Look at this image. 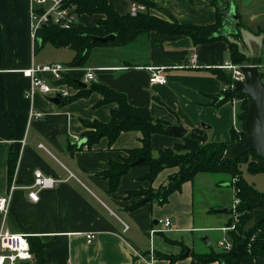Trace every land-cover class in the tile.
Wrapping results in <instances>:
<instances>
[{"label":"crops","instance_id":"1","mask_svg":"<svg viewBox=\"0 0 264 264\" xmlns=\"http://www.w3.org/2000/svg\"><path fill=\"white\" fill-rule=\"evenodd\" d=\"M108 1L119 14H126L134 0ZM151 1L186 25L214 23L217 6H223L227 14L233 11L247 26L240 42L246 57L250 46L259 45V55L248 57L245 64L258 57L261 63L256 64H264V0ZM255 5H261V20L245 15L247 7ZM30 8L31 0H0L3 38L0 39V196L5 195L11 181L17 186L6 216L0 213V228L39 238L46 244L43 252L47 264H147L149 260L153 264H192V260L195 264H222L219 260L198 263L194 255L209 253L215 250L213 243L217 245L222 238H228V231L222 228L229 221L228 209L233 200L229 179L216 183L207 173H199L171 192L165 203L142 200L138 206L129 208L132 201L143 197V194L129 197V192L156 189L176 171L165 168L149 181L145 178L148 166L134 164L119 178L115 190L109 191V182L101 173L111 162L126 158L129 149L139 148L141 133L121 132L112 144L102 137L92 146L76 149L69 146L82 141L86 130L83 121L108 122L116 104L101 103L102 95L97 91L64 101L77 91L65 85L69 95L60 96L58 104L51 101L55 97L52 95L36 92L32 98L26 96L30 79L23 75L24 69L50 63L68 65L74 55L69 47L53 45L67 52L53 62L36 55ZM149 13L169 19L154 9ZM74 16L81 25L93 26L95 19L103 15ZM234 24L228 18L225 32ZM181 38L185 37L151 31L125 46H95L84 66L69 65L93 68L90 83L122 93L129 104L146 107L154 119L167 122L168 126L181 124L185 128L182 136L153 133L150 137L153 156L158 149L182 143L184 136L199 143L227 142L232 130L242 131L238 119L241 100L233 97L216 103L227 84L213 69L229 75L224 65L233 63L227 41L217 39L197 45L190 42V47L171 45ZM191 53L196 54L194 65L189 62ZM151 67L164 69L166 83H150ZM263 69L258 67L259 71ZM41 75L49 85L54 84L50 73ZM30 110L40 112L41 116L30 119ZM11 151L17 154V160L9 178L7 157ZM36 170L58 181L53 188L40 190L39 199L34 202L28 198L26 187L32 185ZM195 184H199L201 191L197 205ZM206 184L209 192L214 190L213 185L218 187L215 196L205 194ZM223 208L227 211L220 212ZM166 219L171 221L169 226L164 225ZM87 233L94 235L90 243L86 240ZM186 249L188 255L182 256ZM240 263L264 264V256H246Z\"/></svg>","mask_w":264,"mask_h":264},{"label":"trees","instance_id":"2","mask_svg":"<svg viewBox=\"0 0 264 264\" xmlns=\"http://www.w3.org/2000/svg\"><path fill=\"white\" fill-rule=\"evenodd\" d=\"M145 6L144 11H139L136 15L119 14L108 0H65L64 6L69 13L79 15L86 13L90 15H103L95 19L93 26H83L77 21L70 23L67 27H61L57 24L47 23L40 26L34 36V49L42 48L45 44H51L54 47H69L74 55L68 65L84 66L89 58L90 51L98 45L106 46H125L136 40L138 36L144 33L155 31L167 36H178L188 38L192 45L205 43L217 39H224L229 46L230 61L233 63H245L248 57L241 50L243 32L247 26L238 20L235 21L233 28L226 33L225 23L228 21V14L224 7L217 6L216 21L212 24L204 25H186L175 21L163 9L158 7L151 0H135ZM154 9L169 19L149 13ZM113 33L112 40L106 42L95 41L92 36H105ZM264 38V37H263ZM0 39L3 41L1 31ZM255 63L260 64V57L255 59ZM214 73L226 84L231 82L230 74H225L221 69H213ZM260 78L264 83V69L259 71ZM81 74L66 73L55 84L71 86L77 91L73 95L64 99L68 101L80 96H84L91 91H97L102 95L101 103H115L112 108L110 120L108 122L83 121L86 130L83 132V142L69 144L72 148L82 146H92L100 138L107 137L109 144H112L117 136L124 131H139L141 133V146L139 148L129 149L128 156L119 162H111L109 168L101 174L109 182V191H114L119 178L124 175L133 162L143 157L144 160L135 163V165H147L149 170L146 179L152 181L155 176L165 168H176V171L169 174L165 183L156 189L149 188L129 192V197L136 194H143L139 200H134L129 208L138 206L142 200H155L159 204L167 201L168 195L180 189L185 181H191L199 173H227L231 178H236L235 183H229L238 188L237 196L239 202L236 205L235 212L238 214V222L234 229L227 232L231 243L229 250L214 251L209 253L194 255L198 263L219 260L224 264H241L240 261L246 256H264V221L258 225L245 228L247 221L261 210L257 206L258 198L264 199V189L257 190L252 184L248 183L242 176L240 166L244 164L245 170L249 173L264 174V159L259 157L256 152L249 151L236 160H225L223 153L226 148L234 144L240 138L246 135L243 125L246 118L247 103L250 98L247 94L239 90L228 88L223 91L216 103L236 97L241 100V110L238 119L242 123L241 133L231 131L229 141H218L199 143L188 137H183L182 143H177L172 148H162L157 150V155H152L150 137L153 133H169L166 128L167 122L154 119L146 107H138L129 104L125 96L105 85L83 83ZM170 134V133H169ZM17 154L9 152L7 157V172L10 178L13 174ZM230 215L233 211L228 209ZM233 220V217H230ZM231 221L227 222L230 225ZM32 260L23 264H47L44 258V248L46 246L39 238L28 237Z\"/></svg>","mask_w":264,"mask_h":264},{"label":"built area","instance_id":"3","mask_svg":"<svg viewBox=\"0 0 264 264\" xmlns=\"http://www.w3.org/2000/svg\"><path fill=\"white\" fill-rule=\"evenodd\" d=\"M65 0H31L30 16L32 22V36L34 38L36 30L47 23L57 24L61 27H67L70 23L75 22L76 18L74 14L69 13L68 9L63 5ZM145 6L141 3L131 1L129 3V13L131 15H136L139 11H144ZM196 61V54L191 53L189 56V62L194 65ZM250 63H226L224 68L230 71L232 81L225 86V90L232 88L234 81L245 80L244 68ZM259 68H264V64L257 65ZM150 70V83H166V76L164 69L162 67H151ZM93 68L88 67H71L62 63H50L47 65H32L31 67L23 70V75L30 79V85L26 89V96L32 98L36 92L43 95H52L56 97L57 95L65 97L69 95V90L62 84H55L62 76L66 73H79L82 78L81 81L86 83L93 80L94 72ZM50 73L52 76L53 85H49L45 79L42 77L41 73ZM41 113L35 110H30V119L38 118ZM75 141H78L75 139ZM43 147L42 145H40ZM57 179L44 175L40 170L34 171V179L32 185L26 187L28 189L27 195L31 201L36 202L39 199V191L42 189L53 188L57 183ZM236 178H233V183ZM233 200H232V216L233 223L222 228L223 231H228L234 229L236 223L238 222L237 213L235 212L236 205L239 202L237 196L238 188L232 185ZM17 188L14 182H10L7 192L5 195L0 196V213L3 217L6 216L11 200L12 193ZM236 222V223H234ZM171 224L170 219L164 221L165 226ZM126 228V226H125ZM153 231V230H152ZM94 235L93 233L86 234L87 242H91ZM217 245L222 250H229L231 248V243L228 238H222ZM32 260V253L30 251V246L28 242V237L22 233H13L0 228V264H23L24 262ZM147 264H153L152 260H149Z\"/></svg>","mask_w":264,"mask_h":264},{"label":"water","instance_id":"4","mask_svg":"<svg viewBox=\"0 0 264 264\" xmlns=\"http://www.w3.org/2000/svg\"><path fill=\"white\" fill-rule=\"evenodd\" d=\"M228 18L237 21L238 17L230 11L228 13ZM114 34H107L105 36H92L95 41L106 42L114 38ZM174 47H190V41L188 38H181L171 43ZM259 45L258 43L254 46H250V54L248 57H254L259 55ZM245 80L234 81L232 89L239 90L247 94L250 101L247 103L246 118L244 121V131L246 135L236 141L234 144L225 149L223 153V158L225 160H236L243 156L249 151H254L256 154L264 159V83L260 78L258 66L253 59L250 60V64L244 68ZM55 104L61 101V97L57 95L52 98ZM166 130L175 135L182 136L185 134L186 130L181 124L179 125H169ZM83 141H80L81 144ZM144 158L140 157L136 159L133 164L143 161ZM257 206L261 207L256 214H254L245 224V228L258 225L264 221V199L258 198L256 201ZM220 212H226L227 209H219ZM189 250L182 256H187ZM192 264L195 261L192 260ZM224 264V263H222Z\"/></svg>","mask_w":264,"mask_h":264},{"label":"rangeland","instance_id":"5","mask_svg":"<svg viewBox=\"0 0 264 264\" xmlns=\"http://www.w3.org/2000/svg\"><path fill=\"white\" fill-rule=\"evenodd\" d=\"M245 15L248 17L249 15H254L258 18V20H261V5L260 6H253V7H247L246 11H245ZM247 17L243 18V20H247ZM261 25V23H260ZM226 29V28H225ZM55 52H58V53H55ZM67 52V50H62V49H57V48H54L52 45L48 44L46 45L44 48H39L37 49L36 51V55H41L44 59H49L50 61H55L54 59H57V58H61L63 55H65V53ZM60 56V57H58ZM37 59V57H36ZM61 62H65V61H61ZM261 69V68H260ZM240 168L242 169L243 171V175L244 177L246 178V180L253 184L255 186V188L259 191L263 190L264 188V174L263 173H256V174H253V173H249L247 172V170H245V166L244 164H242L240 166ZM207 177H209L213 182H216L218 180H222V179H225V178H228L229 179V182L233 183V178L230 177L229 174L227 173H207L206 174ZM212 182V183H213ZM219 182V181H218ZM235 183V182H234ZM208 184L204 185L206 187V190L205 191V194L207 196H209V194L211 196H215V193L218 191V187H216L215 185H213V189L211 192H209L210 190L209 187H207ZM217 189V191H216ZM222 189V188H220ZM202 191V192H204ZM194 195H195V205L198 204V200H199V194H200V190H199V184H195L194 185ZM233 198V196H232ZM231 207H232V204H231ZM230 207V208H231ZM224 215L227 217V213H224ZM230 217H233L232 215H230ZM231 223L230 225L233 223V220L231 218H229ZM236 223V222H234ZM212 245V243H211ZM213 248H215L214 251L217 250V252L219 251V247L217 245H214L213 243Z\"/></svg>","mask_w":264,"mask_h":264}]
</instances>
